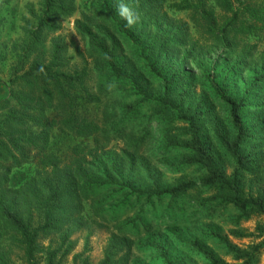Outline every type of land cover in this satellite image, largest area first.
I'll list each match as a JSON object with an SVG mask.
<instances>
[{
    "label": "trees",
    "instance_id": "1",
    "mask_svg": "<svg viewBox=\"0 0 264 264\" xmlns=\"http://www.w3.org/2000/svg\"><path fill=\"white\" fill-rule=\"evenodd\" d=\"M88 2V10L81 11L73 21L77 33L87 40L84 51L72 42L83 65L71 71L64 61L67 46L59 37L51 41L47 61L42 58L44 52L36 54L27 68L24 60L42 36L60 29L61 18L76 13L75 0H40V12L28 10L33 23L26 20L27 26L22 29L29 42L13 68L11 83L15 89L0 106V264H15L16 260L23 264H59L73 250L71 236L89 227L90 220L83 213L85 203L90 204L94 216L105 221L106 213L141 199L161 202L168 195L169 206H174L196 185L212 189L211 195L198 200L200 208L235 211L228 221L236 228L228 234L215 224L202 234L213 240L224 256L240 261L237 264H251L264 246V227H257L254 235L262 241L252 247L241 248L229 236H251L238 228L240 222L255 214L264 216V162L262 156L245 152L254 141L245 111L259 107L251 106L245 97L231 95L222 86L225 77L214 75L213 62L206 65L198 60L213 54L239 60L252 55L258 46L247 39L264 41V0H124L138 17L131 27L116 11L121 0ZM174 13L185 17L176 18ZM87 59L107 79L106 87L101 82L94 94L87 85ZM192 62L201 66V77L189 71ZM149 77L159 81L157 91L146 85ZM260 80L264 82V73ZM112 85L125 96L110 97L108 89ZM103 93L106 126L85 116L77 103L79 97L85 104L99 103ZM196 99L195 106L187 104ZM145 102L152 103L156 116L165 124L168 147L183 150V162L201 170L198 180L161 187L153 176L148 186H134L137 181L133 182L128 170L149 173L140 158L149 130L136 119ZM216 103L227 108L225 121L232 136L212 118L210 105ZM179 122L184 124L180 129L183 136L187 135L185 139L176 126ZM55 131L73 142L64 150H52L50 138ZM116 139L126 144L128 153L111 161L103 156ZM210 141L233 159L231 174L217 164ZM138 156L142 160L139 164ZM26 164H34V175L19 186H11L8 176L12 170ZM178 205L183 208L182 203ZM162 213L167 217L163 222L172 221L171 226L178 227L180 212L172 218V212ZM140 216L128 224H142L144 233L156 231L163 223H145ZM124 226L118 225V230ZM88 235L83 250L73 256L74 263L88 251ZM52 237H56L55 245ZM44 239L49 240L46 246L40 243ZM124 240L110 232L104 258L98 264H124V259L114 258ZM191 249L204 264H227L197 240L192 241ZM156 251L162 264H188L169 258L162 246ZM82 264H90L86 256Z\"/></svg>",
    "mask_w": 264,
    "mask_h": 264
},
{
    "label": "rangeland",
    "instance_id": "2",
    "mask_svg": "<svg viewBox=\"0 0 264 264\" xmlns=\"http://www.w3.org/2000/svg\"><path fill=\"white\" fill-rule=\"evenodd\" d=\"M39 3L40 0H0V106L5 103L3 101L6 100L10 92L15 89V86L11 83V79L14 77L13 68L19 61V56L25 44L29 42L22 28L27 26L24 24L26 20L28 23H33V19L30 17L28 10L32 8L35 12H40ZM75 3L77 6L76 13L68 18H61L58 21V24H60V29L58 31L42 36L37 47L32 46L31 53L28 55L27 59L24 60L26 68L29 66L33 57L41 52H44L42 58H44L45 61L48 60L51 41L56 37L63 39L67 46L64 61L68 63V70L71 71L83 65L82 60L75 54L72 48V42L84 51L87 47V40L77 33L73 21L79 17L81 11L88 10L89 2L88 0H75ZM173 16L182 19L185 17V15L180 13H174ZM261 40L256 38L247 39L249 44L255 42L258 47L252 55L246 57L244 60L233 57L226 58L225 55L213 54L211 56H202L198 61L206 65L213 62L212 67L214 68L212 71L214 75L218 78L225 77L221 83L231 95L239 98L245 97L251 106L259 107V109L251 107L245 111V121L249 123L254 132V141L245 149V152H254L255 155L259 157L262 156L264 162V82L260 80V75L264 73V41ZM123 53L120 54L123 55ZM87 60V68L89 71L87 85L94 94L97 93V88L101 82L105 83L106 87L107 79L104 73L102 76L101 71L96 68V65L92 63L91 59ZM228 63L229 65H227ZM206 65L203 66L206 68ZM236 65L237 68L235 69ZM188 66L193 76L201 77L202 68L197 62H192V64ZM185 68L186 72L190 73L187 65ZM147 80L148 82L146 85L148 88L156 89L157 91L160 86L159 81L153 77H149ZM195 86L196 80L194 83V87ZM108 90L112 93L110 97L117 98V96H125L120 95V91L122 90H118L113 85L111 89ZM198 90L199 87H197L196 91ZM100 99L99 103L85 104L79 97L77 98V103L85 116L96 121H101V124L106 126V124H104L105 118H103V115L107 112L105 108V103L107 101L104 93L101 94ZM126 101L131 102L132 100L126 98ZM196 101L197 99L190 100L187 104L195 106ZM210 106L212 108V118L216 121L218 120L220 122L219 125L228 132V135L232 136L233 132L230 131L231 127L228 126L225 121L228 114L227 108H224L221 103ZM153 108L154 106L152 103H143L140 105V110L136 117V119L143 125H146L149 130V139L142 146L145 147V152H142L140 155V158L145 160L149 173L144 171L137 172L134 168L128 170V174L133 177V182L137 181L136 184L134 183V186L136 188L148 186L150 178L153 176L161 187H172L181 181L198 180L201 176V170L195 165L193 166L183 162L186 153L178 147H168L167 141L164 138L165 124L156 116L155 109ZM176 126L181 134L180 136L185 139L187 135L183 136V132L180 129L184 124L179 122ZM205 128H208V126ZM128 130L130 131V129ZM72 142L70 138L55 131L54 135L50 138V148L54 151L64 150ZM210 144L216 156L217 164L225 170L224 172L231 174V171L235 168L233 159L225 155L214 141H210ZM108 149H106L108 150V154H105L103 157L111 161L119 158L122 159L123 155L128 153L126 144L124 145L123 141L119 139L113 140L108 146ZM140 158L138 156L136 159L137 164L142 161ZM104 163L108 165V162L105 160ZM34 171V164H26L19 169H13L10 176H8L9 184L11 186L23 184L34 175ZM246 178H249V176L247 175ZM211 193L212 189L196 185L184 193L180 199H177L174 206H169L170 201L168 195H166L161 202H150L142 199L140 202L133 201L127 206L118 207L112 214L106 213L105 216H107V219L105 221L94 216L90 210V204L85 203L83 213L85 217L90 220L89 227H83L71 236L73 250L67 257L62 259L59 264H82V259L85 256L88 258L90 264L102 262L104 258L103 251L106 249L110 232L118 238L122 237L125 239L124 246L122 245L121 248L115 251L117 253L114 257L115 259H124V264H162L160 255L158 251H156V248L159 246L163 247V251H165L171 259L185 260L188 264H204L196 251L191 249V243L194 240L208 246L209 249H213L227 264H237L240 261L233 260L231 256H224L223 253L217 249L218 247L213 240L202 234L209 229L210 224L218 225L225 234H228L229 230L232 228H236L228 221L229 217L235 212L233 209L219 211L217 208L214 211H207V209L199 207L198 200L211 195ZM179 203L183 204V208L179 207ZM108 206L109 205H106L104 208ZM164 211L172 212L170 218L173 217L175 212L181 213L178 227L171 226L172 221L163 222L167 218L163 216L162 212ZM138 214L143 216L145 223H163L156 231L144 233L142 224H138L137 222L136 227L128 224V221L134 219ZM94 220L98 223H94ZM124 224L125 226L121 229L122 231H119L118 225ZM259 225L264 227V216L260 214L252 215L249 219L242 220L238 226L242 232L247 234L250 233L251 236L248 235L244 238L229 236V239L241 248L252 247V245L262 241V238H257V236L254 235L257 234V227ZM87 234H89V249L85 252L84 256L78 258L74 263L73 256L83 250ZM52 239V243L55 245L57 241L56 237H52ZM48 242L49 240L47 239L40 240L43 246H46ZM14 263L23 264L22 261L19 260H16ZM38 264H44V262L41 261ZM251 264H264V246L260 247Z\"/></svg>",
    "mask_w": 264,
    "mask_h": 264
},
{
    "label": "clouds",
    "instance_id": "3",
    "mask_svg": "<svg viewBox=\"0 0 264 264\" xmlns=\"http://www.w3.org/2000/svg\"><path fill=\"white\" fill-rule=\"evenodd\" d=\"M116 11L128 27L133 26L138 20L136 13L128 6L127 3L124 2V0H121L118 4Z\"/></svg>",
    "mask_w": 264,
    "mask_h": 264
}]
</instances>
